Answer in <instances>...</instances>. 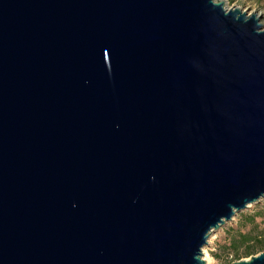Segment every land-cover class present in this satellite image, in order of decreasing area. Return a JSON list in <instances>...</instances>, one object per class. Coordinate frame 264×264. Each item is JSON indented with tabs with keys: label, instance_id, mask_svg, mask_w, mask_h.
I'll return each instance as SVG.
<instances>
[{
	"label": "water",
	"instance_id": "obj_1",
	"mask_svg": "<svg viewBox=\"0 0 264 264\" xmlns=\"http://www.w3.org/2000/svg\"><path fill=\"white\" fill-rule=\"evenodd\" d=\"M260 20L216 0H0V264H205L264 199Z\"/></svg>",
	"mask_w": 264,
	"mask_h": 264
},
{
	"label": "rangeland",
	"instance_id": "obj_2",
	"mask_svg": "<svg viewBox=\"0 0 264 264\" xmlns=\"http://www.w3.org/2000/svg\"><path fill=\"white\" fill-rule=\"evenodd\" d=\"M220 2L224 3L226 10L237 8L248 15L256 14L261 18L260 23L264 27V0H221ZM248 215H258L255 221L259 229H264V199L250 205L245 211L237 214L232 221L212 233L207 246L202 250V260L205 264H231L235 262L227 255L228 237L237 231L245 233L249 230V226L243 225V217ZM242 250L243 247L240 251ZM246 259L248 258L243 257L240 260Z\"/></svg>",
	"mask_w": 264,
	"mask_h": 264
},
{
	"label": "trees",
	"instance_id": "obj_3",
	"mask_svg": "<svg viewBox=\"0 0 264 264\" xmlns=\"http://www.w3.org/2000/svg\"><path fill=\"white\" fill-rule=\"evenodd\" d=\"M258 215L243 217V225L249 226L245 233L237 231L228 237L227 255L232 261H239L241 258H249L264 252V229H259L256 223ZM243 247V250L240 249ZM230 254V255H229ZM216 256V255H214ZM230 264V263H229Z\"/></svg>",
	"mask_w": 264,
	"mask_h": 264
},
{
	"label": "bare ground",
	"instance_id": "obj_4",
	"mask_svg": "<svg viewBox=\"0 0 264 264\" xmlns=\"http://www.w3.org/2000/svg\"><path fill=\"white\" fill-rule=\"evenodd\" d=\"M216 1H221V0H216Z\"/></svg>",
	"mask_w": 264,
	"mask_h": 264
}]
</instances>
